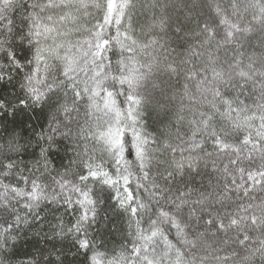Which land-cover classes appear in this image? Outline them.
I'll return each instance as SVG.
<instances>
[{"label":"snow or ice","instance_id":"obj_1","mask_svg":"<svg viewBox=\"0 0 264 264\" xmlns=\"http://www.w3.org/2000/svg\"><path fill=\"white\" fill-rule=\"evenodd\" d=\"M0 264H264V0H0Z\"/></svg>","mask_w":264,"mask_h":264},{"label":"trees","instance_id":"obj_2","mask_svg":"<svg viewBox=\"0 0 264 264\" xmlns=\"http://www.w3.org/2000/svg\"><path fill=\"white\" fill-rule=\"evenodd\" d=\"M25 251H31V247L29 245L22 246L21 248V254Z\"/></svg>","mask_w":264,"mask_h":264}]
</instances>
